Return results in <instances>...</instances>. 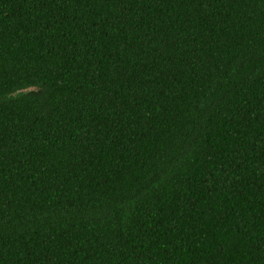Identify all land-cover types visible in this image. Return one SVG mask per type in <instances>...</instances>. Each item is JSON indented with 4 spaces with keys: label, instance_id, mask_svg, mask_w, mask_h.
Returning <instances> with one entry per match:
<instances>
[{
    "label": "trees",
    "instance_id": "trees-1",
    "mask_svg": "<svg viewBox=\"0 0 264 264\" xmlns=\"http://www.w3.org/2000/svg\"><path fill=\"white\" fill-rule=\"evenodd\" d=\"M0 264H264V0H0Z\"/></svg>",
    "mask_w": 264,
    "mask_h": 264
}]
</instances>
